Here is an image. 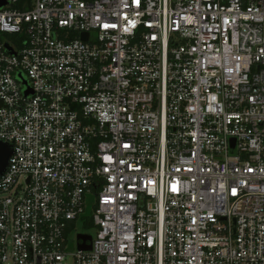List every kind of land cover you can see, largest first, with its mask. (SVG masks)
<instances>
[{
    "label": "built area",
    "instance_id": "built-area-1",
    "mask_svg": "<svg viewBox=\"0 0 264 264\" xmlns=\"http://www.w3.org/2000/svg\"><path fill=\"white\" fill-rule=\"evenodd\" d=\"M3 1L0 264H264V0Z\"/></svg>",
    "mask_w": 264,
    "mask_h": 264
},
{
    "label": "water",
    "instance_id": "water-1",
    "mask_svg": "<svg viewBox=\"0 0 264 264\" xmlns=\"http://www.w3.org/2000/svg\"><path fill=\"white\" fill-rule=\"evenodd\" d=\"M4 3L5 2L3 0H0V6H2ZM82 37L83 39L86 40L88 38V33H83ZM7 47L10 49V46L7 45ZM28 92L29 91H27V93ZM11 154H12V145L8 143L0 142V173H3L7 168ZM78 238L84 241L83 244L79 245L80 248L91 250L92 247L91 244H86L87 241H92L91 235L79 234Z\"/></svg>",
    "mask_w": 264,
    "mask_h": 264
},
{
    "label": "rangeland",
    "instance_id": "rangeland-1",
    "mask_svg": "<svg viewBox=\"0 0 264 264\" xmlns=\"http://www.w3.org/2000/svg\"><path fill=\"white\" fill-rule=\"evenodd\" d=\"M91 201H93V198L91 199ZM91 210H92V206L90 205L88 211H91ZM82 230H83V232L86 231L85 229H82Z\"/></svg>",
    "mask_w": 264,
    "mask_h": 264
},
{
    "label": "trees",
    "instance_id": "trees-1",
    "mask_svg": "<svg viewBox=\"0 0 264 264\" xmlns=\"http://www.w3.org/2000/svg\"><path fill=\"white\" fill-rule=\"evenodd\" d=\"M84 229L88 230V229H89V227H88V226H86Z\"/></svg>",
    "mask_w": 264,
    "mask_h": 264
}]
</instances>
